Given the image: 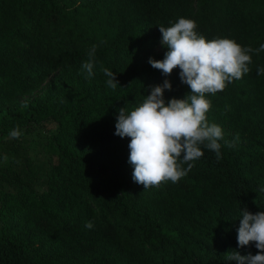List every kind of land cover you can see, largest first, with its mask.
Returning <instances> with one entry per match:
<instances>
[{
    "label": "trees",
    "instance_id": "trees-1",
    "mask_svg": "<svg viewBox=\"0 0 264 264\" xmlns=\"http://www.w3.org/2000/svg\"><path fill=\"white\" fill-rule=\"evenodd\" d=\"M180 17L208 40L264 43V0H0V264H236L229 250L256 254L254 243L238 246L237 229L243 208L264 211V51L206 97L208 121L234 143L220 142L219 161L203 149L178 182L143 189L130 138L115 135L118 109L142 103L149 85L170 80L166 99L190 91L178 68L165 77L148 63L167 51L159 25ZM101 66L116 73L115 90ZM44 122L56 128L40 163L9 132Z\"/></svg>",
    "mask_w": 264,
    "mask_h": 264
},
{
    "label": "clouds",
    "instance_id": "clouds-1",
    "mask_svg": "<svg viewBox=\"0 0 264 264\" xmlns=\"http://www.w3.org/2000/svg\"><path fill=\"white\" fill-rule=\"evenodd\" d=\"M194 20L180 17L170 26L159 25L161 44L167 51L163 59L149 57L148 63L162 75L168 77L174 69H179V78L190 91L183 97L165 98V90L171 91L170 80L162 84L149 85L150 93L142 103L131 110L118 109L115 135L130 138L128 143V163L132 166V180L143 189L159 187L162 183L178 182L203 155V149L214 151L216 159L221 157V141L233 147L232 141L225 140L221 126L210 123L207 113L211 101L207 95L223 91L227 84L239 80L250 71L252 53L264 51V43L259 48L241 46L233 39H206L197 31ZM96 45L88 51V59L81 65L85 78L94 75ZM107 77L106 84L112 90L119 85L116 73L101 66ZM258 75H264V67L258 68ZM22 135L17 126L9 132V138L18 139ZM239 140V134L235 141ZM7 159V157H5ZM187 165V167H184ZM264 190V189H261ZM237 229V243L243 248L254 243L256 254L242 255L239 251L225 253L226 261L236 264H264V211L252 213L243 208ZM92 229V221L85 223Z\"/></svg>",
    "mask_w": 264,
    "mask_h": 264
},
{
    "label": "rangeland",
    "instance_id": "rangeland-1",
    "mask_svg": "<svg viewBox=\"0 0 264 264\" xmlns=\"http://www.w3.org/2000/svg\"><path fill=\"white\" fill-rule=\"evenodd\" d=\"M56 128L53 122H44L40 125H32L22 132L21 138L30 148L32 158L40 163L49 161V156L44 153L42 146L47 135Z\"/></svg>",
    "mask_w": 264,
    "mask_h": 264
}]
</instances>
